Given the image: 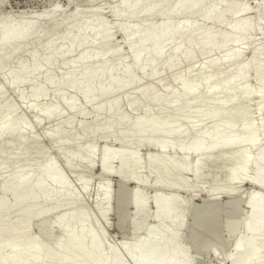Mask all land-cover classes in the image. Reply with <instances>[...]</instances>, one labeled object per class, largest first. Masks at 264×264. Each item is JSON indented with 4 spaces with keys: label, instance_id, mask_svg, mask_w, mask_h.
<instances>
[{
    "label": "bare ground",
    "instance_id": "bare-ground-1",
    "mask_svg": "<svg viewBox=\"0 0 264 264\" xmlns=\"http://www.w3.org/2000/svg\"><path fill=\"white\" fill-rule=\"evenodd\" d=\"M259 1L264 5V0ZM116 8L112 14L120 18V23L112 26H107L100 15L105 10L100 8L99 14L98 7L87 12L75 10L68 18L54 6L34 15L28 11L0 15V74L8 87L16 89L45 66L43 85L30 86L27 94L18 93L34 114L33 121L40 123L61 115L58 103L72 110L77 96L89 102L97 94H114L134 84L136 69L143 72L146 80L154 76L160 59L167 67L179 65L180 51L182 60L206 59L205 67L195 72L176 71L172 75L174 87L164 86L163 94L143 88L136 97L129 98L126 106L132 110L141 100L148 102L149 109L142 116L128 118L115 98L96 108L106 116L105 120L91 127L79 124L84 134L74 135L68 130L70 122L45 134L69 172L82 170L83 175L77 179L82 191L87 190V174L96 163L100 177L113 174L121 183L131 182L135 187L145 184V177L140 176L144 165L148 174L155 175L153 187L162 194L167 192L162 195L159 212L167 216L161 230L140 225L144 237L124 244L127 260L132 264H192L185 248L177 244L187 205L171 201L168 195L186 191L191 203L202 192L198 185L203 181L205 167L222 160L224 183L204 192L205 202L200 209L206 217L197 219L194 225L195 230L212 233L216 223L205 225L213 218L207 212L219 196L233 195L236 188L232 186L243 182L264 192V93L252 89L245 77L251 73V80L264 87V45L254 47L249 58H242V47L254 45L253 27L251 19L244 17L246 6L237 7L236 0H119ZM231 14L236 17L228 29L214 34L213 28L225 25V18ZM44 21L47 24L39 29ZM114 31L123 37L128 64H123L119 48L111 46ZM77 48L82 49L73 59H65ZM197 48L203 49L201 56L195 55ZM259 54L263 56L261 62ZM56 64L64 71L59 80L52 75ZM78 67L80 71L74 75L71 69ZM49 87H54L57 103L35 104V100L47 95ZM73 87L76 95L67 97L63 90ZM253 99L261 112L257 123L250 121L249 102ZM1 102L0 89V157L14 155L24 164L16 165L19 168L1 184L0 264H123L112 246L102 247L104 237L97 234L95 225L90 227L92 223L84 211L72 208L77 201L75 193L52 159L45 157L38 140L28 135V125L17 115L14 104ZM111 137L134 147L108 151L97 159L96 140L102 138L105 146ZM140 147L156 149L158 154L148 155L142 163L137 154ZM189 156L194 157L193 162L188 161ZM114 160L118 161L116 167H112ZM250 170L252 175L248 176ZM183 173H191L195 184L189 185L181 178ZM34 175L38 178L30 183ZM121 189L119 203L132 200L131 192ZM95 192L94 208L105 219L111 202L109 184L99 183ZM29 200L33 203L24 208ZM133 201L141 202L136 197ZM47 203H52L53 209L70 208L49 217L39 227L44 241L38 242L28 235V220L38 212L39 205ZM225 204L228 217L221 226L225 240L233 239V245L224 259L231 264H264V196L258 191L249 195L246 217L237 215L240 210L236 202L229 200ZM219 208L222 209L220 205ZM7 214L13 218L6 222ZM239 231L242 234L237 236ZM56 234L54 246L49 247L48 240ZM192 242L198 251L211 256L219 249L217 243L203 244L195 232Z\"/></svg>",
    "mask_w": 264,
    "mask_h": 264
},
{
    "label": "rangeland",
    "instance_id": "rangeland-1",
    "mask_svg": "<svg viewBox=\"0 0 264 264\" xmlns=\"http://www.w3.org/2000/svg\"><path fill=\"white\" fill-rule=\"evenodd\" d=\"M149 1L152 2L156 0H149ZM118 2L119 0L116 1L115 0H105V1L104 0L102 1L73 0L72 2L68 0H0V15L5 13L18 14L19 12L22 11L23 12L28 11L29 13L34 15L40 13L41 11L49 10L52 6H54L58 9V11L63 12V15L66 18H68L75 10L87 12V10L92 11V9L98 10L97 9L98 7L99 14L102 12V10L100 12V8L101 9L103 8V10H105L100 15L107 24V26H112L111 25L112 23L113 24L120 23L119 22L120 18L118 19L115 16L113 17L112 14L113 9L114 8L117 9L116 6H118ZM236 4L237 7H241L242 5L246 6L247 11L245 12L244 17L245 19L249 18L252 21V27H253L252 40L254 41V45L252 47L251 46L248 47L244 45L242 47L243 49L241 53L242 58L247 59L250 57L254 47L260 48L261 45H264V5H262L259 0H236ZM111 7H113V9ZM235 17L236 16L234 14H231L225 18V22H226L225 25L224 24L216 25L213 28L214 34H219L220 32L228 29L229 25L232 24L233 21L235 20ZM46 24L47 22L45 21L41 22V24L38 25V28L42 29L43 27H45ZM110 43L111 46L113 45L112 47L115 46L119 48L120 52H122L120 53L121 56L120 58H123V61L125 60L123 64H128L129 55L127 54L128 53L127 47L123 43V37L121 33L114 31ZM84 47L89 48V45H85ZM81 49L82 48L73 49L71 52L65 55V59L68 60L73 59L80 52ZM201 49L202 48H197L195 50L194 53L196 56L197 55L201 56V52L202 53L204 52L203 49L202 50ZM177 57L179 58V65L171 66V67L165 66L163 59L158 60L155 64L156 71L154 76L146 80H144L145 78H142L143 72L141 70L139 69L134 70L133 72L134 77L137 80V82L132 84L134 86L130 85L128 87L121 89L116 93L114 92V94L113 93L108 95L97 94L89 102H86L82 97L77 96L76 108L72 110H69L65 104L58 103L57 105L61 110V115L51 120L42 119L40 123H35L33 121L34 114L30 112L26 108V105L21 102V100L18 98V93L23 92L27 94L30 86H34V87L42 86L44 81L43 71L45 70V66L42 65L41 70L35 73V75L31 78V81H27L22 84H19L16 89L8 87L5 82V77L2 74H0V89L2 92L1 103H5L9 101L14 104L17 115L22 116L25 123L28 125L29 128L28 135L38 140L39 142L38 146L40 149L44 150L45 157H49L50 159H52V161L56 165L58 172L68 182L70 189L75 193L77 201L75 204L72 205V208L82 209L84 211V213L92 223L90 227H93L95 225L98 229L97 234L102 235L104 237V242L102 247L112 246L114 248V252L122 258L123 264H132L127 260V255L123 247L124 244L125 245L127 243L129 244V242L135 239L144 237V232L141 226L149 225L158 230H161L163 228L164 219L167 215L164 216L159 215L160 206H161L160 201L161 198L163 197L162 195L167 192L163 191L162 194L156 188L153 187L152 180L155 178V175L148 174L147 171L144 170L145 169L144 165L142 168L143 170L140 169L141 170L140 176L142 175V177H145V184L140 187H135L131 182L121 183L117 179V177L113 174H108L105 175L104 177H100L98 163L94 164L90 174H87L88 175L87 179L89 184L88 185L89 188L87 187L88 191L87 190L82 191L81 187H79L80 186L78 184L79 182L77 181L79 176L83 175V173L80 172L82 170L79 169L80 171L78 170L75 173L69 172L66 169L63 160L54 152L55 149L51 146L45 134L46 132H49L50 129L52 130L57 125L64 127L67 122L71 123V125L68 126L69 127L68 130H70L74 135L84 134V131L79 127V124L83 123L84 126L91 127L94 123L105 120L106 116L103 113H98L96 111V108L103 103H109L115 98H118L122 111L126 114L128 118L133 119L135 117L144 115L145 112L149 109V104L146 100H141L139 102L138 107H136L135 110H132L126 106L127 100L131 97H136L140 89L147 88L152 93L163 94L164 86L174 87L172 75L176 71H181L185 73L187 71L193 70V72H195L196 70H199L205 67L206 65V59H202V58L201 59L196 58L195 61L182 60L183 54L181 53V51L178 53ZM258 60L259 62L263 61V56L261 54H259ZM59 65L60 64H56L54 67H52L53 70L52 75L55 78V80H59L60 77L62 76V73L64 72L61 65H60L61 68L58 67ZM71 71L73 72L74 75H76V73H79L80 68L79 67L73 68L71 69ZM245 77L249 80V85L252 89L264 93V87H260L256 85V83L251 80V73H247ZM49 88L50 89L48 90L47 95L45 97L38 98L39 100L38 99L35 100V104L42 105L46 103H57V99L53 96L54 87H49ZM49 92H51L52 94ZM63 93L67 97L76 95V88L75 87L66 88L63 90ZM37 101L39 102L37 103ZM27 102L28 100L25 101V103ZM254 103L256 104L254 105ZM256 107H257L256 100L254 99L251 100L249 102V109H250L249 111L251 114L250 121H254L255 123H257L258 121L259 118L258 115L261 117V112L259 108ZM82 112L86 113L85 116L81 115ZM64 122L65 125L63 124ZM194 124L198 125L197 123ZM115 138L116 137H111L107 139V142L104 141L106 142L105 146H104L105 143H103L102 138H98L96 140L97 155L95 154V157L97 159L102 158L108 151H116L121 149L125 150L134 147L132 143L128 144L124 142L123 144H125L126 145L125 146L121 144V142L117 138L116 139ZM137 154L139 159L143 163L145 162V158L148 155H157L158 152L156 149H151L149 147H140L137 148ZM175 156L180 157L178 156V154H175ZM96 158L95 160H97ZM193 160H194L193 156L188 157L189 162H193ZM21 163L24 164L23 161L20 160V158L14 155L9 156L7 154H4L3 157H0V177L2 178V180H0V189L2 187L1 184L3 180L9 177L11 174H13L19 168V166L17 167L16 165H19ZM117 163L118 161L114 160L112 162V167H116ZM22 164L20 166H22ZM203 174H204V178L202 179L203 181L201 182V184L199 183L198 185V188L201 189L202 192L199 193L196 197H194L193 200L191 199V203L188 193L186 191L182 192L180 190H176L174 193L169 194L167 197L171 201L172 200L178 201L182 206L187 205V209H186L187 213L185 214L186 216L184 217L185 219H184L183 227L179 231V239L177 244L185 248L187 256L190 259V262H192V264H231L230 262L228 263L224 259L226 255L231 253L232 245H233V239L225 240L226 234L224 233L223 227L221 226V225L224 226V222L228 217V210L225 208L226 207L225 203H227L229 200L236 202L238 210H240L237 215H241V217L243 216L246 217L248 215L246 201L249 195L251 193L258 191L264 196V192H262L263 190L259 191L257 188L253 186L251 188V186L245 184L244 182L242 184L241 183L236 184L235 186L233 185L232 188L233 187L236 188L235 193L228 197L225 195L219 196L218 198L219 201L217 200L216 205L210 207L211 209L209 208L207 212L209 213L210 211L209 215L213 218H210V220H208L207 222L205 221L206 222L205 225L207 226L209 224L216 223V231L214 230L212 233H206L202 229L195 230L194 225L195 223H197L198 221L197 219L203 218L204 216L206 217L205 211H202L200 209V206L205 202L203 201V199L205 198L204 192H206L211 187L217 186V183H220L219 185H222L224 183L225 163L222 160L213 162L209 164L207 167H205ZM247 174L248 176H251L252 170L248 171ZM180 177L185 179L189 185L195 184L191 176V173H183L180 175ZM37 178L38 176L34 175L33 177L30 178L29 182L35 183ZM103 182L104 183L107 182L109 184V191L111 195V202L107 207V209L109 210H107L108 212L106 213L105 219L101 218V216L96 212L94 208L95 205L93 203L95 202V198H97L95 191L99 183H103ZM122 187H124L126 192H131L132 194L131 195L132 200L127 201V203H121V202L119 203V196L121 194L120 190H122L121 189ZM135 197L139 198L141 202L138 201V203H135L133 201V198ZM32 203L33 201L29 200L24 203L23 207L26 208L30 206ZM219 205L222 208L221 210L219 208ZM223 207L226 209V211ZM67 208L70 207L53 209L52 203L39 205L38 212L31 215V217H29L28 220L29 222L27 227L28 235L34 238L35 241L38 242L44 241L39 233V227L45 221H47L49 217L60 213H64L65 209ZM136 211H139L138 215H135ZM12 218L13 215L11 214L5 215L6 222ZM194 232L197 234V236L199 237V239L203 244L209 243L208 245H215L217 243L219 249L217 250L214 256H211L210 254L202 253L198 251V249H196V247L192 242ZM240 232L241 231H239V234L237 233V236L242 234ZM56 239H57V234L53 236L52 239L48 240L47 242L48 246L49 247L54 246L53 242ZM220 239L222 242L220 241ZM221 255L223 256V258H221L222 257ZM218 256L219 259L217 258Z\"/></svg>",
    "mask_w": 264,
    "mask_h": 264
},
{
    "label": "snow or ice",
    "instance_id": "snow-or-ice-1",
    "mask_svg": "<svg viewBox=\"0 0 264 264\" xmlns=\"http://www.w3.org/2000/svg\"><path fill=\"white\" fill-rule=\"evenodd\" d=\"M262 180H264V178H262Z\"/></svg>",
    "mask_w": 264,
    "mask_h": 264
}]
</instances>
